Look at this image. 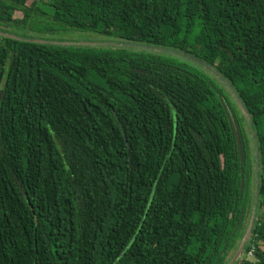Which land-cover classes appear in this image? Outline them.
<instances>
[{
    "label": "trees",
    "instance_id": "16d2710c",
    "mask_svg": "<svg viewBox=\"0 0 264 264\" xmlns=\"http://www.w3.org/2000/svg\"><path fill=\"white\" fill-rule=\"evenodd\" d=\"M0 26L231 87L0 36V264H229L256 199L235 264H264V0H0Z\"/></svg>",
    "mask_w": 264,
    "mask_h": 264
},
{
    "label": "water",
    "instance_id": "95a60500",
    "mask_svg": "<svg viewBox=\"0 0 264 264\" xmlns=\"http://www.w3.org/2000/svg\"><path fill=\"white\" fill-rule=\"evenodd\" d=\"M0 36L7 37V38H12L15 40H20L24 42H30V43H36V44H45V45H59V46H90V47H120V48H127V49H132V50H145V51H150V52H155V53H168L174 56H177L182 59H186L188 61H192L198 65H201L206 68V70L212 72L224 85L229 87L231 89L229 83L220 75L214 68H212L210 65L202 63L201 61L195 59L194 57L187 55L182 52H178L175 50L167 49V48H161V47H154L150 45H145V44H136V43H128V42H119V41H114V42H109L106 40H91L88 43H76V42H71L68 40H53V39H47V38H42V37H36V36H28L27 34H14L10 30H4L0 29ZM236 95V94H235ZM236 97V96H235ZM237 98V97H236ZM239 107L242 110L243 114L245 115L248 125L251 131V135L254 141V149H255V158H256V164H255V197L257 198L258 196V187H259V173H260V166H259V148H258V143L255 138V132L253 129V125L251 122V118L245 108L242 106L240 102ZM256 214H257V199L255 200V204L253 207V211L251 214V218L249 221V225L246 231V234L241 241V244L236 252V256L229 262V264H235L240 260L241 254L244 252L246 245L250 242L252 238V231L254 228V224L256 221Z\"/></svg>",
    "mask_w": 264,
    "mask_h": 264
},
{
    "label": "rangeland",
    "instance_id": "374dc122",
    "mask_svg": "<svg viewBox=\"0 0 264 264\" xmlns=\"http://www.w3.org/2000/svg\"><path fill=\"white\" fill-rule=\"evenodd\" d=\"M2 28H4V27H2V26H0V29H2ZM5 30V29H4ZM10 30V29H9ZM94 38H96L95 36H94V34L93 33H90V32H73V33H71V34H69V35H67V34H63L62 35V37H59V38H55V39H53V40H63V39H65V40H68V41H71V42H76V43H88V42H90L91 40H95ZM47 39H49V38H47ZM106 41H109V42H114V41H110V40H106ZM208 71V70H207ZM208 72H210V71H208ZM210 74L212 75V76H215L212 72H210ZM216 77V76H215ZM217 78V77H216ZM220 83H222L220 80H218ZM223 84V83H222ZM224 85V84H223ZM227 107H228V110H229V113H230V116H231V120H232V122L234 123V125H235V127H236V129H237V124L235 123V117H234V113H233V111L229 108V106L227 105ZM245 254H244V252L241 254V257H240V259H243V258H245V256H244ZM236 256V258L238 257L237 256V254L236 253H233V254H231V256H230V258H231V260L234 258ZM251 256V253L250 254H248V256H247V258H249ZM230 260V261H231Z\"/></svg>",
    "mask_w": 264,
    "mask_h": 264
},
{
    "label": "built area",
    "instance_id": "2783aa9c",
    "mask_svg": "<svg viewBox=\"0 0 264 264\" xmlns=\"http://www.w3.org/2000/svg\"><path fill=\"white\" fill-rule=\"evenodd\" d=\"M252 254V253H251Z\"/></svg>",
    "mask_w": 264,
    "mask_h": 264
}]
</instances>
